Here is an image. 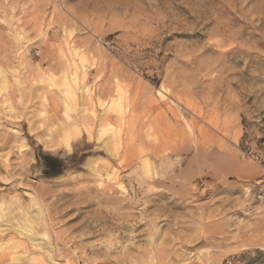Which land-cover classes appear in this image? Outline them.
<instances>
[{
	"label": "rangeland",
	"instance_id": "rangeland-1",
	"mask_svg": "<svg viewBox=\"0 0 264 264\" xmlns=\"http://www.w3.org/2000/svg\"><path fill=\"white\" fill-rule=\"evenodd\" d=\"M0 73V264H264V0H0Z\"/></svg>",
	"mask_w": 264,
	"mask_h": 264
},
{
	"label": "bare ground",
	"instance_id": "bare-ground-1",
	"mask_svg": "<svg viewBox=\"0 0 264 264\" xmlns=\"http://www.w3.org/2000/svg\"><path fill=\"white\" fill-rule=\"evenodd\" d=\"M76 62V61H75ZM85 62V61H84ZM83 63V62H82ZM83 66H85V65H83ZM81 67H82V65H81ZM2 72V71H1ZM1 74V73H0ZM78 74V73H77ZM80 74H83V73H80ZM80 74H78V76L80 77ZM85 74V73H84ZM74 75V74H73ZM5 77V76H4ZM72 77V76H71ZM79 77H76V78H74L73 80H70L69 78V80H65V84H66V87H67V98H69L73 103H74V101H75V103H76V100H77V91H79L78 89L77 90H75L74 89V85L73 84H76L77 83V78H78V80H79ZM82 77V76H81ZM67 78V77H66ZM73 78V77H72ZM71 78V79H72ZM3 79V78H2ZM81 79V78H80ZM84 80H86V78L84 79ZM5 81V80H4ZM83 81V80H82ZM82 81H80V82H82ZM84 83H85V81H83ZM82 82V83H83ZM2 84H4V83H2ZM86 84V83H85ZM85 84H81V87L83 86V85H85ZM4 86H5V84H4ZM3 87V86H2ZM65 87V88H66ZM78 87V86H77ZM5 88V87H4ZM79 88H80V86H79ZM85 88V87H84ZM1 89H3V88H1ZM87 89V88H86ZM161 89V88H160ZM162 90V89H161ZM83 91V90H82ZM86 92H88V90L86 91ZM159 92V91H158ZM165 93V92H164ZM63 94H65V93H63ZM79 94H80V91H79ZM78 94V95H79ZM82 95V94H81ZM84 95H89V94H84ZM66 96V95H65ZM86 96H82L83 98L82 99H84V98H86ZM80 97V96H79ZM68 99V100H69ZM90 99V98H89ZM81 100V99H80ZM84 101V100H83ZM118 101V100H117ZM168 101V100H167ZM166 101V102H167ZM78 102V101H77ZM88 102H90V100L89 101H87V103ZM110 103V102H109ZM115 103V102H114ZM118 103V102H117ZM117 103H116V105H117ZM121 103V102H120ZM119 103V104H120ZM168 103V102H167ZM72 104V103H71ZM78 104H81V101L78 103ZM84 104V103H83ZM89 104H91V102L89 103ZM106 104V103H105ZM74 105V107H75V105L77 106V104H73ZM101 105H102V103H101ZM110 105V104H109ZM80 106V105H79ZM82 106H84V105H82ZM82 106H81V108H82ZM89 107V106H88ZM116 107V106H115ZM78 108V107H77ZM80 108V109H81ZM91 108V107H90ZM90 108H88V109H90ZM106 108H107V106H106ZM80 109H79V111H80ZM85 109H87V107L85 108ZM85 109L84 108H82L81 109V111H82V113H85ZM87 109V111H89ZM109 110V109H108ZM86 111V112H87ZM107 111V110H106ZM112 111V109L110 110V112ZM117 111V110H116ZM92 112H93V110H92ZM109 112V113H110ZM81 113V114H82ZM121 113V115H122V112H120ZM124 113V112H123ZM126 113V112H125ZM92 114H94V113H92ZM105 114V113H104ZM127 114V113H126ZM106 115V114H105ZM111 115V114H110ZM124 115V114H123ZM181 115V114H180ZM80 116V115H79ZM84 116V115H83ZM107 116V115H106ZM112 116V115H111ZM125 116V115H124ZM123 116V117H124ZM183 116V115H182ZM103 117H105V116H103ZM82 118V117H81ZM87 118V117H86ZM111 118V117H110ZM121 118V117H120ZM128 118V117H127ZM95 119V118H94ZM135 119V118H134ZM188 119V118H187ZM106 120H108V119H106ZM84 121V120H83ZM105 121V120H104ZM126 122H127V120H126ZM85 123V122H84ZM107 123V122H106ZM92 124V126H93V123H91ZM97 124V123H96ZM124 124V123H123ZM122 124V126H124ZM127 124V123H126ZM157 124V123H156ZM86 125V124H85ZM104 125H106V124H104ZM109 125V124H108ZM129 125V124H128ZM201 125V124H200ZM110 126V125H109ZM122 126H119V127H122ZM187 126V125H186ZM80 127H81V125H80ZM88 127V126H87ZM94 127V126H93ZM93 127H91V129H87V128H85V130L87 129V131H86V133L89 135V138H91V132L93 133V131H91V130H94L93 129ZM112 127V126H111ZM118 127V128H119ZM125 127V126H124ZM192 127V126H191ZM199 127V126H198ZM95 128V127H94ZM200 128V127H199ZM77 130H76V136H77V139H81V137L83 138V132H82V130H80L79 128H76ZM189 129H190V127H189ZM121 128L120 129H116L115 131L113 130H111V128L110 127H108L107 125L105 126V127H103V126H101V128H100V130H99V133L98 134H100V135H98L99 137H98V141H101L99 144H97V148L98 149H101L104 153H105V155H107L108 157H110V158H116V156H118V153L120 152V150L122 149V139H121ZM187 130V129H186ZM192 130V129H191ZM195 130V129H194ZM198 130V129H197ZM205 130V129H204ZM85 132V131H84ZM125 131L123 130V132H122V135H123V133H124ZM86 135V134H85ZM105 135H107V137H105L104 139H103V137L105 136ZM190 135V134H189ZM87 136V135H86ZM72 137L70 136V135H68V136H66V139H65V144H66V146L67 147H72V143H71V139ZM87 139H88V137H87ZM92 140V139H91ZM90 140V141H91ZM97 141V142H98ZM55 142V141H54ZM54 142H52L53 144H55ZM89 142V141H88ZM57 143V142H56ZM56 147H57V145H56ZM56 147H54V148H56ZM69 151H70V149H69ZM101 159H103V160H106L107 158H104V157H100ZM107 162V161H106ZM113 164V163H112ZM151 164H152V162H151V160H149L148 158H147V163H146V168H145V172L147 173V174H155L154 173V168L152 169V166H151ZM86 167L88 168V170L89 171H91V172H98L99 173V170H100V168H101V165H100V163H99V158L98 157H96V158H91L89 161H87V163H86ZM104 167V166H103ZM116 167V166H115ZM109 168H110V166H109ZM105 169V168H104ZM117 169V168H116ZM142 169V168H141ZM106 170V169H105ZM143 170V169H142ZM107 171V170H106ZM98 173H96V175L98 174ZM103 173V172H102ZM100 174V173H99ZM107 174V173H106ZM112 174L113 175H116V172L115 171H113V170H110V175L112 176ZM95 175V176H96ZM103 175V174H102ZM107 176H109V175H107ZM117 176V175H116ZM155 176V175H154ZM105 178V177H104ZM112 178V177H111ZM115 179H116V177H114ZM107 179V178H106ZM113 179V178H112ZM101 180V179H100ZM109 180H110V178H109ZM106 181H108V180H106ZM101 182V181H100ZM120 187H122V186H120ZM2 200V199H1ZM32 201H33V203H35V205L37 206V209L36 210H31L30 208H28V207H25V206H21V207H19L20 208V210H21V212L20 211H18V214H19V217H18V222H19V226L18 227H15L14 229L20 234V235H26V237H27V239H28V241L30 242V247H32V252L30 253V255L27 257L28 258V261L30 262V264H49V261L51 262H54L53 264H56V258H55V253H54V249L49 245V246H46V245H44V243L42 242V241H39V239H40V237L42 238H47L48 239V241H50V236H49V234L50 233H48L49 231H47V229H45V232H44V234H42L41 236L37 233V231L35 230V228L37 227V226H39L40 224H41V220H42V216H44V213H43V210H42V208L40 207V205L38 204V202L35 200V198H33V199H31ZM40 203V202H39ZM9 205V204H8ZM7 205V206H8ZM11 205V204H10ZM34 206V205H33ZM12 207V206H11ZM7 208V207H6ZM33 208V207H32ZM19 210V209H18ZM2 212H4L5 214H7V216L10 214H12V212H14L13 211V209H11L10 207H8L7 208V210L5 211L3 208H2V206H0V219H2L3 218V216H4V214H2ZM34 212H36V213H34ZM44 219V218H43ZM16 222V221H15ZM8 224V223H7ZM50 224V223H49ZM4 230H2V232H3ZM40 236V237H39ZM39 238V239H38ZM46 239V240H47ZM44 240V239H43ZM45 240V241H46ZM47 241V242H48ZM51 242H49V243H47V244H50ZM56 251V250H55ZM58 259V258H57ZM59 261V260H58ZM57 261V262H58Z\"/></svg>",
	"mask_w": 264,
	"mask_h": 264
},
{
	"label": "trees",
	"instance_id": "trees-1",
	"mask_svg": "<svg viewBox=\"0 0 264 264\" xmlns=\"http://www.w3.org/2000/svg\"><path fill=\"white\" fill-rule=\"evenodd\" d=\"M56 162L58 163L59 161H56ZM48 168L53 171L54 167L52 165H48ZM54 172H56V171L54 170Z\"/></svg>",
	"mask_w": 264,
	"mask_h": 264
}]
</instances>
